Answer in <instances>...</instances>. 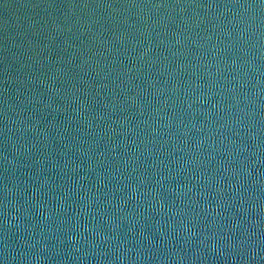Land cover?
Listing matches in <instances>:
<instances>
[{
	"label": "water",
	"instance_id": "1",
	"mask_svg": "<svg viewBox=\"0 0 264 264\" xmlns=\"http://www.w3.org/2000/svg\"><path fill=\"white\" fill-rule=\"evenodd\" d=\"M0 264H264V0H0Z\"/></svg>",
	"mask_w": 264,
	"mask_h": 264
}]
</instances>
